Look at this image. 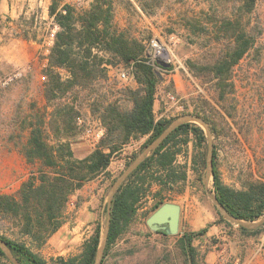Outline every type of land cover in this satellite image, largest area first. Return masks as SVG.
I'll list each match as a JSON object with an SVG mask.
<instances>
[{"label":"trees","instance_id":"16d2710c","mask_svg":"<svg viewBox=\"0 0 264 264\" xmlns=\"http://www.w3.org/2000/svg\"><path fill=\"white\" fill-rule=\"evenodd\" d=\"M121 1L128 10L151 16L171 0ZM213 1L220 5L215 8L212 20L214 40L222 46L218 51L209 52L205 62L188 60V67L196 77L211 78L218 98L226 100L234 89L235 66L255 48L254 36L241 18L243 12L254 8L256 0ZM238 1L242 4L237 12L235 6L225 7ZM209 3L214 9L212 0ZM114 5V0H90L87 5L52 0L49 6V15L58 26L46 55L47 63L42 68L43 93L51 109H40L23 120L28 136L20 150L33 169L16 191L0 193V237L23 264H95L103 229L100 221L77 255L47 260L39 250L68 220V208L77 190L96 179H109V166L126 145L146 137L140 147L142 151L175 119L156 116L154 106L161 77L150 60L144 40L115 24ZM34 19L31 16L30 23ZM29 32L24 28L23 37L37 39L36 33L30 36ZM109 67L128 69L136 85H109ZM82 102H86L90 113L103 126L104 134L88 154L80 157L72 142L82 130L79 123ZM205 113V109H195V114L215 132ZM190 143L203 151L199 160L198 157L191 160L192 169H196L200 160L206 164L205 130L196 122H186L175 128L118 188L111 203L110 227L101 264H119L114 246L133 221L147 193L152 192L156 198L148 213L151 214L167 201L164 190H172L187 181L188 164L179 163L178 158ZM214 148L213 190L219 201L238 219L255 221L264 216V158L258 162L260 177L250 168L240 177V187H234L222 179ZM137 155L133 154L128 163ZM178 191L182 192L183 188ZM81 204L80 198L74 202L77 208ZM219 222L228 227L235 225L222 213L214 223ZM209 225L197 231H183L178 236L183 264H204V254L194 241L207 234ZM237 229L240 239L258 237L264 232V223L254 228L237 225ZM0 257L11 263L1 248ZM134 258L135 264H175L168 255H133L127 261Z\"/></svg>","mask_w":264,"mask_h":264},{"label":"rangeland","instance_id":"374dc122","mask_svg":"<svg viewBox=\"0 0 264 264\" xmlns=\"http://www.w3.org/2000/svg\"><path fill=\"white\" fill-rule=\"evenodd\" d=\"M209 1L211 0H171L157 14L147 16L140 11L128 10L121 0H114V22L117 26L128 28L146 44L150 38L157 37L172 50L173 71L167 73L156 68L161 77L154 107L156 116L175 117L176 120L185 115L197 116L195 109H205L211 125L216 128L213 132L210 124L205 121L211 131L209 138L204 126L196 122L203 127L207 136L206 164L200 160L196 169H192L191 160L197 157L199 160L203 151L190 143L178 158L179 163L188 164L187 181L163 192L167 201L180 203L183 207L184 217L180 220L179 232L166 236L159 232L161 230L151 229L147 225L149 210L156 201L152 192L147 193L133 221L114 246L115 259L119 264H135V258L127 261L133 255H168L173 263L183 264L181 249L177 244L178 236L183 231H197L209 224L212 225H209L207 234L194 241L198 250L204 254V264H213L211 258L215 256H219V264H235V257L240 256L242 259L254 252L261 243L264 232L258 237L240 239L237 224L228 227L221 222L214 223L220 218L221 212L212 198L215 193L213 175L211 172L207 173V158L211 139L213 151L216 146L218 168L224 182L240 187V177L250 168L256 177H260L258 162L264 158V0H256L250 12H243L241 21L252 32L255 48L235 66L232 75L234 89L228 93L226 100L218 98L211 78L196 77L188 67V60L205 62L209 52L218 51L222 46L215 42L212 27L215 8H220V5L212 0L215 5L213 9ZM76 2L87 5L89 1ZM240 4L242 2L238 1L228 3L225 7L232 9L235 6L237 12ZM236 14L240 17L239 13ZM30 18L16 20L15 28H18V23H23L24 28L30 30V36L36 33L42 44V51L32 55L28 47L12 44L8 40L10 36L3 35L0 39V193L16 191L19 179L26 170L24 162L17 156L28 136L23 120L34 116L40 109H51L43 93V51L51 46L53 41L50 32L58 27L49 22V19L42 18L41 11L33 24L30 23ZM172 36L176 41L171 39ZM15 48L20 49V53H16ZM12 58L14 61H10ZM122 73L127 77H123ZM107 83L136 85L130 71L122 67H109ZM81 118V133L72 142L76 155L80 157L88 154L100 140L96 141L95 137L86 133V128L91 127L96 131L101 127L98 119L90 113L86 102L81 105ZM145 139L146 137H140L132 140L116 155L109 166V179H96L76 191L68 208L67 222L39 250L41 256L50 260L57 256L77 255L98 221L103 224L104 229L108 219L107 195L112 183L130 164L128 162L133 154L139 155L142 152L140 147ZM181 188L183 191L179 192ZM156 190L158 187L155 186L154 191ZM77 198L82 203L78 208L74 205ZM86 201L90 202L89 206H83ZM241 259L236 264H241ZM11 263L0 257V264Z\"/></svg>","mask_w":264,"mask_h":264},{"label":"water","instance_id":"95a60500","mask_svg":"<svg viewBox=\"0 0 264 264\" xmlns=\"http://www.w3.org/2000/svg\"><path fill=\"white\" fill-rule=\"evenodd\" d=\"M158 63L162 66L168 68L170 64L164 62L161 59H158ZM198 122L202 124L209 136L211 137V131L206 124L205 120L193 115H185L174 120L158 137H156L150 144H148L142 152L124 169V171L114 180L112 186L107 195V211H108V219L107 223L102 229L101 241L98 247L97 256L95 264H101L102 257L104 254V249L107 243L108 232L110 227V208L112 199L117 192L118 188L122 185V183L126 180V178L143 162L147 156H149L153 150H155L164 139L179 125L186 122ZM213 170V143L211 139H209V152L207 158V173ZM212 198L219 209V211L223 214V216L237 224L242 225L248 228H254L264 223V216L256 221H244L234 217L230 212L225 208V206L219 201L216 194L212 195ZM181 209L182 206L180 203L173 201H166L161 204L158 208H156L146 219L147 225L154 230H161L170 235H175L180 230V218H181ZM0 248L4 251L8 259L13 264H23L13 253L12 249L8 246V244L0 237Z\"/></svg>","mask_w":264,"mask_h":264},{"label":"crops","instance_id":"0c3cea01","mask_svg":"<svg viewBox=\"0 0 264 264\" xmlns=\"http://www.w3.org/2000/svg\"><path fill=\"white\" fill-rule=\"evenodd\" d=\"M51 1L52 0H0V23L2 24V26H0V39H2L3 35L10 36L8 40H10L12 44L16 43L28 47L32 55L38 51H42L41 50L42 44L40 43L38 38L37 39L30 38L29 40H27L26 38L23 39L22 37L23 35L21 34L23 33V29H24L23 23L20 24L18 23V28H15L14 23H16V20L25 19V18L29 19L33 15L35 16L36 19L38 13L41 11V17L44 19H49V22L51 23L53 22V24L55 25L53 18L49 15V6L51 4ZM64 1L74 3L77 0H64ZM14 51H17L16 53H20V49L15 48ZM21 51L23 52V49H21ZM48 51L49 49H45L43 51V54L45 55V58L43 59L44 60L43 65L47 63L46 55ZM10 61H14V59L12 58V60ZM172 71L173 69L168 71L165 70V72L167 73H170ZM173 76L176 78V75ZM99 125L101 126L100 123ZM17 154H19L17 156L21 158V160L24 162L26 167V170L23 171V176H21V178L19 179L20 181L17 185V189H18L21 182L29 175L33 167L26 161L25 156L21 152V150H19ZM89 203H90L89 201H86L85 204L83 203L84 204L83 206H89ZM183 217L184 216H183V207H182L180 220L183 219ZM64 224L62 225V227L64 226ZM59 230L57 232H59ZM56 233H54L52 236H54ZM52 236L49 238V240L52 238ZM234 246L236 247V244H234ZM211 259L213 264L220 263L219 256L212 257ZM222 259L221 261H223ZM240 259H241L240 256L235 257V264L238 263ZM241 260H242L241 264H264V233L261 236V243L258 245L256 250L254 252L252 251L249 255L242 257Z\"/></svg>","mask_w":264,"mask_h":264},{"label":"built area","instance_id":"2783aa9c","mask_svg":"<svg viewBox=\"0 0 264 264\" xmlns=\"http://www.w3.org/2000/svg\"><path fill=\"white\" fill-rule=\"evenodd\" d=\"M55 27H58L57 25H55ZM55 32L56 30L53 29L50 32V37L51 40L53 41L54 37H55ZM171 39H173L174 41H176V39L174 38V36L171 37ZM147 47H148V52H149V56H150V60L152 62L153 65H155V67L158 69H163L164 71H168L172 69V50L170 49L169 46H167L163 41H161V39H158L157 37H153L150 38L147 42ZM158 59L163 60L164 62H167L170 64V67L166 68L164 66H162L161 64L158 63ZM171 68V69H170ZM123 77H127V75L125 73H122ZM43 78L45 79V77L43 76ZM173 97V96H172ZM79 123H82V118H79ZM86 133L92 135L93 137L96 138V141H98L103 133H104V128L101 127L94 131L91 127H87L85 130Z\"/></svg>","mask_w":264,"mask_h":264}]
</instances>
